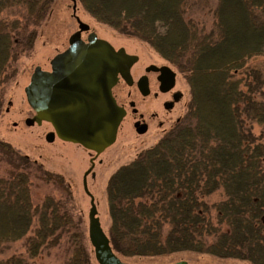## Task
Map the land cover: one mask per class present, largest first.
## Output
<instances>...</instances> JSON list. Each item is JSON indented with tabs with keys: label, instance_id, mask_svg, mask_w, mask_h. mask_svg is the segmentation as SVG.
Returning <instances> with one entry per match:
<instances>
[{
	"label": "trees",
	"instance_id": "16d2710c",
	"mask_svg": "<svg viewBox=\"0 0 264 264\" xmlns=\"http://www.w3.org/2000/svg\"><path fill=\"white\" fill-rule=\"evenodd\" d=\"M54 0H0L1 88L32 49ZM94 19L148 43L182 75L185 114L154 145L109 177L108 238L123 257L189 251L264 264V0H216L212 24L186 16L190 0H79ZM11 68V69H10ZM17 169L0 176V264H34L67 243V264H91L71 194L33 202V173L63 178L0 141ZM221 192L218 201H208ZM21 241L24 251L2 255Z\"/></svg>",
	"mask_w": 264,
	"mask_h": 264
},
{
	"label": "rangeland",
	"instance_id": "374dc122",
	"mask_svg": "<svg viewBox=\"0 0 264 264\" xmlns=\"http://www.w3.org/2000/svg\"><path fill=\"white\" fill-rule=\"evenodd\" d=\"M216 0H190L186 16L203 22L207 28L212 24V9ZM72 0H54L49 17L37 28L36 38L32 49L11 68L16 70L12 80L7 81L1 88L3 106L0 115V141L9 144L19 155H25L29 160L40 164L44 170L63 178V184L46 182L33 173L30 179V191L33 202L37 203L45 195L56 198L66 195L65 186L71 194L70 205L74 207L75 215L82 219V228L85 243L90 254L91 264H97L93 257V250L87 236V213L89 197L82 186L83 174L89 168V160L94 153L74 143L61 142L55 139L46 140L48 128L43 124L27 125L26 119L33 116V110L28 106L24 88L28 85L30 75L35 67L44 69L47 60L66 46L67 39L75 30L77 22L74 15L89 26L100 38L107 40L113 47H124L126 51L139 57L135 67L139 68L149 62L169 63L167 59L152 48L148 43L131 36L119 33L110 26L94 19L75 0V11L72 10ZM85 36V33L82 34ZM170 64V63H169ZM171 65V64H170ZM172 66V65H171ZM173 67V66H172ZM264 70V57H254L247 63V68ZM10 68V69H11ZM176 71L177 69L173 67ZM178 84L185 93L184 99L170 115L169 128L175 123V118H181L187 109L189 90L182 75L177 71ZM124 84L118 86L123 93L127 90ZM115 142L94 159L93 169L86 176L89 192L94 197L102 229L108 233L111 220L108 211L106 183L115 170L132 161L140 152L150 148L161 137L162 133L152 130L146 135H137L129 124H122ZM252 132L264 140V125L253 124ZM17 169L12 161L0 154V176H7ZM223 197L221 192L211 194L208 201H218ZM24 251L21 241L14 242L2 255L18 254ZM71 251L67 243L62 242L33 260L34 264H67ZM121 261L131 264H173L185 261L186 264H251L245 260L218 258L209 254L181 251L159 256H130L123 257L117 254Z\"/></svg>",
	"mask_w": 264,
	"mask_h": 264
},
{
	"label": "water",
	"instance_id": "95a60500",
	"mask_svg": "<svg viewBox=\"0 0 264 264\" xmlns=\"http://www.w3.org/2000/svg\"><path fill=\"white\" fill-rule=\"evenodd\" d=\"M72 2V10L75 11V0ZM75 18L78 30L70 35L69 47L53 58L51 75L40 67H35L30 75L24 94L34 115L26 119V124H41L42 121L49 120L61 140L78 144L94 153L89 160V168L83 174L82 183L83 190L89 197L87 236L93 257L97 264H131L121 261L112 249L108 235L102 229L97 216L94 197L87 188L86 176L93 168V160L116 140L125 111L117 104L112 89L119 76L127 84L130 83L129 69L137 56L127 54L123 48L115 49L105 39L98 38L94 32L88 34V42L84 43L81 32L88 30L89 26L77 16ZM69 72L80 74L82 87L75 104L67 106L68 117L64 123L60 97L49 85L53 74L61 77ZM47 140L51 141L52 137H47ZM173 264L186 262L178 261Z\"/></svg>",
	"mask_w": 264,
	"mask_h": 264
},
{
	"label": "flooded vegetation",
	"instance_id": "af4514ba",
	"mask_svg": "<svg viewBox=\"0 0 264 264\" xmlns=\"http://www.w3.org/2000/svg\"><path fill=\"white\" fill-rule=\"evenodd\" d=\"M89 32L91 31L88 30L81 32V40L84 43L88 42L87 37ZM83 33H85V36L82 35ZM68 47L69 37L66 46L60 51H57L47 60V64L43 70L48 75H51L53 72V58L58 53L64 52ZM119 48H123L127 54L136 55L126 51L124 47H117L116 49ZM138 62L139 57L137 56V60L129 69L130 83L127 84V82L119 76L116 85L112 89V95L117 104L125 111V115L119 125L117 134L119 129L122 128V124L128 123L129 127H131L137 135L142 136L150 133L152 130H158L162 133V137L163 134L169 130L167 129V126H169L170 115L174 113V110H176L177 106L184 99L185 93L178 84L177 71L169 63L149 62L137 68L135 66ZM81 82L82 78L80 79V74L75 75L72 72L67 74L64 73L61 77L53 74V77L51 78V84L49 86L54 93L57 92L60 97V104H62L63 108L62 117L64 123L68 117L66 108H68L67 106H72L73 103L75 104L77 101L79 89L82 87ZM120 84H124V87L127 89L124 93L118 88ZM178 120L179 118H175V122ZM42 123L48 128L45 133L46 140L47 137L51 136L52 140L50 142L55 139L61 142H66L57 136L51 121L44 120ZM90 174L92 176L94 175L91 172Z\"/></svg>",
	"mask_w": 264,
	"mask_h": 264
}]
</instances>
